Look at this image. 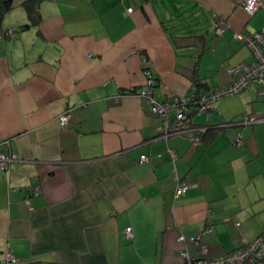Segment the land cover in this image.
<instances>
[{"label":"crops","instance_id":"obj_1","mask_svg":"<svg viewBox=\"0 0 264 264\" xmlns=\"http://www.w3.org/2000/svg\"><path fill=\"white\" fill-rule=\"evenodd\" d=\"M26 1L10 0L0 26V151L21 157L0 171V262L9 249L19 264H182L202 257L191 236L216 258L264 231L237 94L194 117L198 143L160 137L140 96L147 72L159 101L228 84L253 59L235 34L264 27V0L253 16L243 0H38L25 28ZM176 177L191 185L179 198Z\"/></svg>","mask_w":264,"mask_h":264},{"label":"built area","instance_id":"obj_2","mask_svg":"<svg viewBox=\"0 0 264 264\" xmlns=\"http://www.w3.org/2000/svg\"><path fill=\"white\" fill-rule=\"evenodd\" d=\"M262 6V0H243L242 2V7L250 16H253ZM221 30L218 28L217 33L220 34ZM16 32L17 29L8 28L5 30L4 36L13 37L16 35ZM235 36L247 44L252 52L253 59L251 62H241L230 67L231 80L228 84L209 87L207 91H195L187 96H172L164 101H159L155 98V86L158 83V79L147 72L148 88L142 91L140 96L148 100L151 105V114L161 121L160 137L168 138L171 135H187L191 137L194 143H198L201 133L204 132L205 128L194 123L193 119L195 116L215 110V104L221 99L241 93L248 88L259 86L264 90V27L254 33L245 35L236 33ZM171 111H174L173 117L170 115ZM60 121L62 125H66L69 121V116L63 114L60 117ZM238 122L240 125L245 126L264 122V118H258L255 115L248 114L243 116L241 121L234 122L233 124H237ZM243 143V137L239 134L236 137V144L242 145ZM169 152L175 161V152L172 149H169ZM20 160V156L6 155L0 151V171L9 174L11 164ZM148 160V156H141L142 162ZM176 180L175 196L179 198L187 193L191 185L178 177H176ZM28 192L29 196L25 202L30 205L31 197L39 196L41 188L39 185H32ZM207 231H210V229ZM126 236L128 239L133 238L131 227L126 228ZM186 239L185 236L179 237L180 242H184ZM189 240L201 251L202 257L196 258L188 251H184L181 254L182 264H264V231L252 240L243 239L242 245L237 250L216 258L205 257L208 249L200 243L199 238L191 236ZM19 263L20 261L15 258L9 249L6 250L0 262V264Z\"/></svg>","mask_w":264,"mask_h":264},{"label":"rangeland","instance_id":"obj_3","mask_svg":"<svg viewBox=\"0 0 264 264\" xmlns=\"http://www.w3.org/2000/svg\"><path fill=\"white\" fill-rule=\"evenodd\" d=\"M258 87V86H256ZM260 88V87H258ZM253 89V87L249 88ZM246 89L241 93L237 94V103L243 105L244 107L240 108V112L237 116V121H241L243 116L248 114L255 115L258 118H264V112L260 111V108L264 107V93L263 88H260L258 91L256 90L253 95H245V91L249 90ZM234 95H230L223 100L228 98L234 97ZM243 97V103H240L238 100ZM247 129V130H246ZM244 135V139L247 135H250L251 141L249 153L250 159L248 160L247 164H250L254 179H253V186L260 189V191L264 190V122L262 123H254L248 124L245 126L240 125L237 123V133ZM256 208L258 209L256 212V218L258 220L262 219L264 221V199L258 198L256 202Z\"/></svg>","mask_w":264,"mask_h":264},{"label":"trees","instance_id":"obj_4","mask_svg":"<svg viewBox=\"0 0 264 264\" xmlns=\"http://www.w3.org/2000/svg\"><path fill=\"white\" fill-rule=\"evenodd\" d=\"M38 0H28L24 3L26 9L29 13L30 23L26 24L24 27L28 28L31 25L37 24L40 20V14L38 11ZM11 8V2L10 0H2L0 4V26H1V19L6 11H8ZM193 81L196 84L197 88H200L203 83L200 82V79L197 76H192Z\"/></svg>","mask_w":264,"mask_h":264}]
</instances>
